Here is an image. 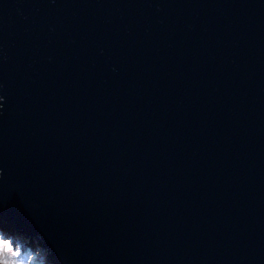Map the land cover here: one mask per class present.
<instances>
[{
  "label": "water",
  "instance_id": "obj_1",
  "mask_svg": "<svg viewBox=\"0 0 264 264\" xmlns=\"http://www.w3.org/2000/svg\"><path fill=\"white\" fill-rule=\"evenodd\" d=\"M0 96L53 264H264V0H0Z\"/></svg>",
  "mask_w": 264,
  "mask_h": 264
},
{
  "label": "clouds",
  "instance_id": "obj_2",
  "mask_svg": "<svg viewBox=\"0 0 264 264\" xmlns=\"http://www.w3.org/2000/svg\"><path fill=\"white\" fill-rule=\"evenodd\" d=\"M2 100L4 97L0 96ZM3 108L0 103V110ZM0 264H52V260L49 249L41 244L39 237L33 238L0 226Z\"/></svg>",
  "mask_w": 264,
  "mask_h": 264
},
{
  "label": "rangeland",
  "instance_id": "obj_3",
  "mask_svg": "<svg viewBox=\"0 0 264 264\" xmlns=\"http://www.w3.org/2000/svg\"><path fill=\"white\" fill-rule=\"evenodd\" d=\"M53 264V263H52Z\"/></svg>",
  "mask_w": 264,
  "mask_h": 264
}]
</instances>
